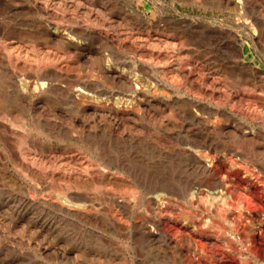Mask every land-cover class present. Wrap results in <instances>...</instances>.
I'll return each mask as SVG.
<instances>
[{"label": "bare ground", "instance_id": "obj_1", "mask_svg": "<svg viewBox=\"0 0 264 264\" xmlns=\"http://www.w3.org/2000/svg\"><path fill=\"white\" fill-rule=\"evenodd\" d=\"M179 1L229 9L233 22L164 15L160 0H0V220L28 248L40 237L43 252H63L32 264L92 263L79 259L91 255L78 247L87 226L149 253L127 262L103 247L100 264H151L167 248L196 264L197 247L191 257L174 236L188 207L233 233V186L244 174L264 185V0ZM236 195L230 207L248 208ZM167 202L180 208L169 221L152 209ZM10 239L0 252L21 250Z\"/></svg>", "mask_w": 264, "mask_h": 264}, {"label": "rangeland", "instance_id": "obj_2", "mask_svg": "<svg viewBox=\"0 0 264 264\" xmlns=\"http://www.w3.org/2000/svg\"><path fill=\"white\" fill-rule=\"evenodd\" d=\"M114 1L117 2L118 7H121L124 5L123 0H121V1L120 0H114ZM118 1H120V2H118ZM148 1L151 5H154L153 2L155 0H153V1L148 0ZM178 1L179 0H174V1L173 0H160V2H158L157 4L161 6V2H163V5L161 6L162 7L161 11H162V14H164V15H176V16L178 15L179 16V14L185 13V14H188L190 16L191 15L196 16V17L199 16L201 18H204L207 21H214V20L220 19V20H224V21L230 22V23L233 22V18L230 17L231 11L229 9L224 10L223 8H218V7H214L211 5H207L205 7L204 4H202L200 6L197 4H192V3L188 4V3H182L180 1L178 2ZM209 1L215 2L216 0H209ZM215 3H217V1ZM176 7L179 9L180 12L176 10ZM70 12H72V10ZM73 13H76L77 15L76 14H74V15H76V17H78V14L80 12L77 13V11H74ZM34 16H38V14L37 15L35 14ZM17 17H19L18 18L19 20H21V19L28 20L27 18L31 17V16H30V14H25V15H20ZM40 17L43 19L44 23L51 20L50 17L46 14L43 16L40 15ZM78 18H81V14L79 15ZM45 20H47V21H45ZM115 25H117V24H115ZM115 25L112 24V26H114V27H111V28H113V30L111 29L112 32L117 31V29H118V31L120 30L118 28V26L116 27ZM118 31L116 33H118ZM254 53H255L257 59L262 64L261 69L264 70V54L257 53L256 51ZM125 70L128 71V69H126V68H125ZM135 73H138V72H135ZM133 76L135 77L136 75H134V73H133ZM182 93L184 94V92H182ZM263 153L264 152H262L260 154L263 155ZM206 159H208V160H206ZM206 159H205L206 162L208 161V163H209L210 159L209 158H206ZM228 164L229 163L225 164V166ZM213 167H215V164L213 165ZM241 174L239 175L240 179H242V176H243ZM244 177H245V179L247 178L246 175L244 174L243 179L241 180L242 182H240L239 185H238V183L235 186L232 185L233 189H234V190L233 189L232 190L235 192H233V191L231 192L230 199L232 198L233 201L231 199V202H229V203L230 204L232 202L234 203V201L236 200V199L234 200V197L236 198V196H237L236 194H238V196H239V194L244 195L247 193V195L249 196L251 205L249 203H247L246 206L248 208L245 207L244 209L243 208L240 209L238 207V209H236L237 207H235V208L230 207L233 204L232 203L229 206L228 213H227L229 219L234 220V223L237 224L236 230H238V232L235 230L233 233H230L228 231L226 232L224 230H220V227L218 226V225H220L219 219L209 218L206 210L204 211V213H202V215L197 217V215L195 214L197 212L188 207L189 217L184 218V220L186 219L185 222H181L182 220L180 221V219L178 220L181 225L179 224V226L178 225L177 226L181 227V228H178L176 226L177 229H175V231H174L175 232L174 236L176 235L175 238L176 239L178 238L180 240V242L183 243V245L187 246L189 244L190 249L188 250V252H189L190 256L192 254H194V252H191L192 249L195 246L197 247L196 251L197 250L199 251V252L197 251L199 253V258L197 257L196 260H198V261H196V264H223V262H221L219 260L218 256L215 255V251H217V250L218 251L219 250L224 251V255L226 257L225 259L228 261H231V262L234 261V263L237 262V264H264V188H263L264 185L260 184L261 185L260 186L259 185L260 182H258V181H257L258 183L255 182L256 178L249 177L250 180H252L253 182L250 180H249V182H247V183H249L247 185L249 188V190H248L247 188H245V185L247 183L244 181ZM240 179H238V180L240 181ZM241 183H243L244 185L243 184L240 185ZM256 185H258V186H256ZM1 186L4 189L9 187V185L8 186L7 185L6 186L1 185ZM1 186H0V188H2ZM232 186H231V188H232ZM237 187L239 190L237 189ZM252 188H253V193L251 190ZM259 188H260V190L263 189V191L262 190L259 191ZM240 189H241V191H240ZM242 189H243V192H245L244 194L242 192ZM244 189H245V191H244ZM1 190L2 189H0V191ZM247 190H248V192H246ZM254 192H256V193L261 192V193H258V194L255 193L254 194ZM2 193L3 192H1L0 194H2ZM4 193L2 195H0L1 196L0 199L6 198L7 193L6 194H4ZM4 195H6V196H4ZM234 195H236V196H234ZM230 199H229V201H230ZM251 201H253L254 204H252L253 202L251 203ZM168 203L169 202H167V204L164 203L163 205L156 204V205L152 206V209L157 211V213L159 212L160 217L162 216L161 218L164 219L165 221H169L168 217H170L171 214L175 215L176 210L180 209L178 205L176 206L173 203H172L173 205L171 203H170L171 204L170 205ZM248 204L252 208H250L248 206ZM252 205H254V206H252ZM169 211H171V212H169ZM168 213H170V214H168ZM176 215H177V213H176ZM187 220H188V222H187ZM197 222L200 223V225ZM4 223L5 222L3 220L2 221L0 220V231H1L0 232V236H1L0 237V244L4 242L3 240L8 241L10 238H12V239H10V241H12L15 245L18 242L17 245L20 247L21 250L14 251V250L9 249L8 251L0 252V264H32L30 261V258L35 259V260L37 259V261H39L40 259H46L48 261L49 260L52 261L54 259L58 260L59 257L61 258V255L63 253L62 248H57L54 251L43 252L41 249H39L35 245L36 244L35 242H40V243L42 242L40 237H35V238L33 237L32 238L33 239L32 240L33 247L28 248L27 243H28V240L30 239V235L27 233H22V231H20L19 229L13 228L10 230L9 227H7L8 228L7 229L6 228L7 224H4ZM183 223L188 224V225H182ZM193 223H196L198 225L195 226V224L193 225ZM187 226L190 229L192 228L194 231H192V229H191L192 233L189 232V229L187 228ZM199 226H200V228H202L200 230L203 231L202 232L203 235H202L200 242L196 244V242H197V240L195 239L196 233H194V232H196L195 229L197 230V228ZM90 228L91 227H88V226L84 227V232L86 233V235H84L82 238L80 237L81 243L86 241L87 244L82 243L81 245L78 246L79 248H82V250L86 251L85 255H88V253L91 254V255H88L89 257L86 256L85 258H82V257H84L83 253H81L82 254L81 256H80V254H78L80 256V257L79 256L78 257L81 260L89 258L92 261V263H89V264H100V260L105 258L104 255H102V254H105L103 251L108 252L110 250L109 254H108V256H109L110 254L112 255L113 252L116 250L120 255L123 254L125 256V259L127 262H129L130 260L138 262L141 258L143 259L145 255L148 256L147 254H149V253H146L147 250L145 248H143L142 246H139V245L136 247L126 246V243L128 241V238H127L128 236H127L125 231H121V233H117L116 235H113L109 232L103 233L100 230H96V229H92V228L90 229ZM3 229H4V231H3ZM88 229L90 232L88 231ZM186 229L188 232L186 231ZM2 232H3L4 236H3ZM8 232H10L9 238L7 237V235L9 234ZM94 233H96V234H94ZM193 233H194V235H193ZM2 237H3V239H2ZM4 237L8 238V239H5ZM86 238H88V239L86 240ZM15 239L17 240L16 242H14ZM50 240L51 239L49 238L48 241H50ZM211 241H214V243H212ZM88 242H90V243H88ZM100 245H102V246H100ZM87 246H89V247L87 248ZM103 247H104V249H103V251H101V248H103ZM86 248H87V250H86ZM88 249H89V251H88ZM99 250L101 251L102 254L100 253ZM213 250H214V253H213ZM151 253H150V255H152V256L150 257L151 258L150 260L154 261V262H151V264H179L177 253L174 250V248H169V249L167 248L165 251L154 250ZM16 255L18 257H21V258H17L16 260H14ZM106 255L107 254H105V256ZM191 257H194V255H192ZM121 258H122L121 256L118 258L119 261H117V262H119V264L122 263ZM230 259H232V260H230ZM186 262H187V260H186ZM122 264H129V263H122ZM145 264H147V263H145ZM149 264H150V262H149Z\"/></svg>", "mask_w": 264, "mask_h": 264}]
</instances>
